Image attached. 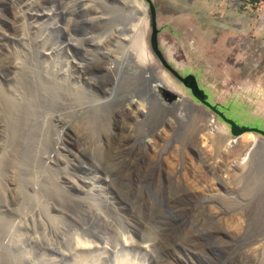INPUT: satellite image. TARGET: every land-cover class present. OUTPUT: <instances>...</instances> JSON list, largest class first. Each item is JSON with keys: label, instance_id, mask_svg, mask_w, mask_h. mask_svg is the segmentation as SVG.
Wrapping results in <instances>:
<instances>
[{"label": "rangeland", "instance_id": "rangeland-1", "mask_svg": "<svg viewBox=\"0 0 264 264\" xmlns=\"http://www.w3.org/2000/svg\"><path fill=\"white\" fill-rule=\"evenodd\" d=\"M141 1L136 0L134 9H131L129 0H126L127 5L124 2L120 10L123 20L120 27L124 30L118 32L115 27V31L108 33L107 37L110 48L115 45L120 48L122 55L120 66L125 63V68L123 66L117 76L114 91L109 96V99L115 100V107L122 106L119 115L110 120L112 128L108 142L98 143V148L93 150L94 145L89 142L91 139L87 137L85 130L79 129L80 127L75 124H78L82 112L68 107L60 110L61 120L66 126L65 129L59 130V142L62 145L61 174L71 179L74 187L63 183L62 185L66 193H69L68 197L73 198L67 210L73 218L79 217L80 221L72 226L67 225L71 227L67 228L64 221L67 222L69 218L62 215L61 224L64 226H61L59 237L62 251L58 254V264H78L81 257L86 258L85 264H89L90 258H96L94 264L119 262L121 264L127 260V263L132 261L135 264H185L183 261L185 258L196 260V264H251L250 260L238 256L246 244L248 246L253 244V241L256 242L255 237L259 236L264 240V221L263 226L255 225L258 228L261 225L260 229L254 228L252 223L246 225L249 220L248 211L264 193V148L259 145L261 136L251 133V137L255 136L256 140L249 147L248 154L237 160L238 153H241L242 141L249 144L252 138L247 139V142L244 137L239 138L238 142H229L234 138L229 127L216 117V122L209 121L206 112L208 110L194 102L189 90L161 65L150 50V27L147 22L149 12L146 4ZM151 2L156 10L158 46L167 63L179 73L193 74L207 94L208 100L222 106L228 117L239 124L264 128V11L256 9V5L247 7L244 2H236L233 5L235 9L233 12L239 19L238 32L236 35H229V12H222L221 15L215 10H205L203 0H151ZM56 5L55 0L44 4L43 11L47 15L43 17L44 25L41 26L45 32L40 29L41 31L37 33L42 39L49 37L52 38L51 41L60 40L65 34L82 37V34L90 33L94 26L102 25L89 19L85 11L74 6L70 9L69 15L72 22L67 27L64 26L65 32L58 30L55 27ZM144 7L145 14L142 9ZM134 11L138 13L134 20H130V16H134ZM124 23H127L125 28ZM131 26L133 31H128ZM135 35H140L146 44L148 54L143 58H148L150 64H155L150 70L146 66L126 62L127 52L123 49L131 46L130 40ZM80 46L79 49L73 48L70 51L73 57L86 55L84 52L91 51L89 57L92 58L85 71L96 82L94 81L91 86L83 82L77 85H82L81 89L86 92L101 89L107 80L105 71L101 70L105 54L93 51L94 47L92 50L88 49L83 41H80ZM105 47L107 46L103 43L101 48ZM60 56L56 57V61ZM162 75L172 79L178 87V93L184 98L180 105L174 103L178 101L177 94L164 95L146 79L148 76L154 78ZM133 78L134 82L130 84L129 81ZM69 82L68 85L71 83ZM88 87H91L90 90L86 89ZM130 93L133 94L135 106H142L145 110L137 106L131 107L130 112L125 110L123 100L129 98ZM114 105L107 103L104 106L106 116L116 111ZM76 120L77 122H74ZM248 133L250 132L242 135H249ZM218 140L224 141L225 144ZM102 155L106 156V159L111 158L109 164L106 165L104 159L100 158ZM96 161L98 168H107L112 179L109 185L92 179V174L96 171L92 164ZM225 165L231 169H225ZM98 174L100 176L102 173ZM80 179H84L85 182H81ZM255 179H258V182L254 191L250 193L251 198L250 194L244 196L246 199L241 197L238 193L241 188L244 185H251L250 182ZM252 197L256 198L253 200ZM81 199L90 204V214L84 213L80 203L77 204L82 202ZM72 201L76 203L73 204ZM213 208L216 210L223 208L226 211L223 219H214ZM109 211L113 219L106 216ZM151 218L155 219L156 222L153 223L156 227L152 225ZM246 218L248 220L242 222ZM21 231L26 236L23 239L24 246L42 249L41 244L32 238L30 222H27ZM229 232H239L241 236L239 234L236 237L230 236ZM75 238L79 241H88L86 243L93 245L92 249L88 247L84 250L75 249ZM222 239L224 241L229 239L234 249L225 247L220 249ZM217 241L220 242L216 244ZM152 242H156L155 250L150 248ZM143 245H147V249H144ZM206 247L213 248L209 254ZM191 252L193 255H189ZM213 252L217 255L214 256ZM260 254L264 257V251L258 254V263L255 264H264ZM176 260L178 263H172Z\"/></svg>", "mask_w": 264, "mask_h": 264}, {"label": "bare ground", "instance_id": "bare-ground-1", "mask_svg": "<svg viewBox=\"0 0 264 264\" xmlns=\"http://www.w3.org/2000/svg\"><path fill=\"white\" fill-rule=\"evenodd\" d=\"M47 1L50 0H0V264H58V254H61L62 251L59 243L61 226H64V224H61L63 222L62 215H66L69 218L67 222L64 221L66 226H72L75 222L80 221L79 217L73 218L68 212L67 207H69V202L73 200V198L68 197L69 193H66L65 187L62 185L63 183L66 186L74 187V183L71 179L69 180L68 177L61 174L62 157L60 158V149L62 145L59 142V130L65 129L66 126L61 120L62 113L60 110L64 107H68V109L70 108L82 112L84 116H79L80 119L78 124H75L80 127L79 129L85 130L87 137L91 139L89 142L94 145L92 147L94 150V148H98V143L104 144L108 142L107 139H109L110 129L112 128V122L110 120H114L117 115H119V110L122 106L118 105L115 107V100L109 99V96L112 91H114L113 88L117 76L120 70L123 69L125 63L120 66L122 61L120 48L118 45L110 48V42L107 41V37L109 35L108 33H113L116 28L118 32L124 30L120 27L123 22L120 10L123 8L124 2L127 5L126 0H55L57 2L55 27L58 30L65 32L64 26L67 27L72 22L69 15L71 14L70 9H72V7L74 8V6L85 11L89 19L91 18L95 22L102 23V25L94 26L90 33L82 34V37H77L76 35L73 37L65 34L64 38L53 41H51L52 38L49 37V39L47 37L46 39H42L37 34L40 29L43 30L41 26L44 25L42 20L43 17L47 15L43 9ZM129 4L131 9H134L133 6L136 5V0H129ZM142 9L145 14L146 8L144 7ZM137 13V11H134V16H130V20H134ZM126 24L127 23H124V28ZM128 31H133L132 26ZM80 41H83L88 49L92 50V47H94L93 51H101L105 54L104 61L103 63L101 62V70L105 71L107 80L103 83L104 86L101 89H96V91H92L90 90L91 87H88L86 89L91 92H86L80 87L82 86L80 85L82 82L91 86L95 81L92 76L90 77L85 71L90 62L89 60L92 58L89 57L91 51H86L84 52L86 55L82 54L78 57H73L74 55H72L70 51L73 48L74 50L79 49L81 47ZM103 43L107 46L105 49L101 48ZM130 44L131 46L129 48L123 49L127 52L126 62L129 61L130 63H135L140 66H146L148 70H150L152 66H155L154 63L150 64L148 58H143V56L148 53L145 48L146 44L140 35H135L130 40ZM58 55L62 57L60 56V58H58L59 60L56 61ZM152 62H154L153 59ZM146 79L152 87H157L164 95L171 93L177 94L178 101L174 102L175 104L180 105V101L184 100L183 96L178 93V87L173 83L172 79L164 75L154 78L148 76ZM68 82L72 85L69 86L70 84L68 85ZM133 82L134 78L129 81L130 84H133ZM78 83L80 84L77 85ZM132 96L133 94L130 93L129 98L123 100V107L129 112L131 107L136 104V102L132 100ZM107 103L111 106L114 105L116 110L112 111L110 116H106V111L103 109ZM136 106L138 107V105ZM142 109L144 108L142 107ZM206 112L209 116V121L216 122L215 115L209 111ZM132 115L131 117H133ZM74 122H77V120ZM78 127L76 126V129H78ZM248 134L250 136L240 135L239 137L232 138L229 142H238V139L243 137L245 141L247 139L251 140L252 135L251 133ZM254 140H256L255 136L249 144L242 141L241 153H238L237 160L242 155L248 154L249 147ZM218 141H220L221 144H225L224 141ZM106 145L108 147V143ZM245 145L247 146L244 149ZM108 150L109 149L106 151L108 152ZM61 154L63 155V153ZM105 157L106 156L103 155L100 156L107 165L110 163L111 158L109 157L106 159ZM232 158L234 157L232 156ZM92 166L96 168V171L98 170V173H102L99 176L95 171V173L92 174V179H98V181H102L108 185L112 183V179L106 167L98 168L99 165L97 161L94 162ZM226 167L225 169L229 168V166ZM80 181L83 183L85 182L84 179H80ZM257 182L258 179H255L250 182L251 185L248 183L247 186L244 185V188L242 187L238 192L240 196L246 199L244 196H249V194L254 191ZM90 188H93L92 184ZM254 196L257 195L254 194ZM252 198L254 200L256 197ZM72 202L73 204L76 203V201ZM78 203H80L84 213H91V206L89 203L84 201L77 202V204ZM236 212L234 213L236 214ZM239 212H241V209H239ZM225 213L226 211L223 208L219 210L214 209V219H223L224 215H226ZM247 215L249 220L248 218L242 220V222L248 220L246 225L252 223L254 226L258 224L263 226L264 193L256 199V202H254L252 209L248 211ZM106 216L110 219L114 218L112 213L110 214V211L106 213ZM237 217L239 218L238 215ZM154 221L155 219H153L151 223ZM27 222H30L32 225V238L34 241H38L41 244L42 249L36 250L24 246L23 239L26 236L21 230L25 227ZM151 223L149 224L151 225ZM152 225L154 226L155 224L153 223ZM261 225L259 228L258 226L254 228L260 229ZM67 228L71 227L67 226ZM229 233H231L230 236L236 237L238 234L241 236L239 232ZM217 237L219 236L217 235ZM122 238L126 240L125 237L122 236ZM257 238L259 239L257 240ZM257 238L255 237L256 242L253 241L255 244L252 242L253 244H248V246L246 244L245 248H242L243 246L241 247L242 250L240 254L238 253L240 255L238 258L242 257L244 260H250L251 264L258 263L257 256L261 251H264V240L260 239L259 236ZM212 239H214V237H212ZM164 240H166V238ZM233 240L235 239L233 238ZM225 241L223 240L220 249L221 247L228 249L232 248L233 243L229 239ZM86 242L79 241L75 238V249L84 250L86 247L92 249L93 245H87L88 243ZM219 242L220 241H217L216 244ZM172 246L174 247V245ZM147 247V245H143L144 249H147ZM155 247L156 242H152L150 248H154L155 250ZM210 247L211 246H209V248ZM174 248L176 249V247ZM209 248L207 250L208 254L211 249H213ZM223 252L226 254L225 251ZM196 254L197 253H195V255ZM212 254L214 256L217 255V253L214 252ZM230 254L232 253L230 252ZM189 255H193V252ZM205 256L207 257L209 255ZM156 257H158V255H156ZM77 258H79V256ZM81 258L82 259L78 260V264H85L86 258ZM185 259H183L185 264H196V260ZM260 259L264 261L262 255ZM95 260L96 258H90L88 260L89 264H94ZM177 260L172 261V263H176ZM234 260H236V256ZM241 261L243 260L241 259ZM127 262L122 261L121 264H135L132 261L129 263Z\"/></svg>", "mask_w": 264, "mask_h": 264}, {"label": "water", "instance_id": "water-1", "mask_svg": "<svg viewBox=\"0 0 264 264\" xmlns=\"http://www.w3.org/2000/svg\"><path fill=\"white\" fill-rule=\"evenodd\" d=\"M148 9L149 18L148 23L150 27L149 46L150 50L157 57L161 65L166 68L184 87L189 90L190 96L194 102L199 103L203 108L213 113L215 117L224 122L230 130L231 135L239 137L243 133L250 132L261 136L259 145L264 148V128L255 125L239 124L232 118L228 117L222 106L219 104L211 103L205 91L199 86L196 77L191 73H179L175 70L163 57L161 50L158 46L157 33L158 28L156 25V10L151 0H142Z\"/></svg>", "mask_w": 264, "mask_h": 264}, {"label": "crops", "instance_id": "crops-1", "mask_svg": "<svg viewBox=\"0 0 264 264\" xmlns=\"http://www.w3.org/2000/svg\"><path fill=\"white\" fill-rule=\"evenodd\" d=\"M239 1L244 2L247 7L256 5V9L264 11V0H203L202 3H204L203 5L205 10H215L218 11L221 15L222 12H229V35H236L238 32L239 19L237 14L233 12L235 10L233 9V5ZM221 15L219 16V18L222 17ZM232 30L235 32H232Z\"/></svg>", "mask_w": 264, "mask_h": 264}]
</instances>
